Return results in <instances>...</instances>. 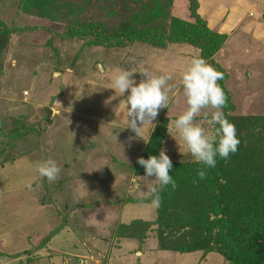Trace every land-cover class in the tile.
Masks as SVG:
<instances>
[{"label":"rangeland","instance_id":"1","mask_svg":"<svg viewBox=\"0 0 264 264\" xmlns=\"http://www.w3.org/2000/svg\"><path fill=\"white\" fill-rule=\"evenodd\" d=\"M25 1L0 0V22L18 30L0 37V240H7L0 256L30 251L43 264L57 257L63 264H229L217 253L160 247L168 231L150 202L154 177H143L136 159L163 148L172 165H196L172 122L186 108L180 73L191 58L203 57L223 74L217 83L226 119L247 127L228 158L235 169L227 173L238 172L229 176L234 201L250 204L251 188L264 189V0H57L59 11L50 17L29 12ZM198 24L219 38L211 57L193 43L126 39L151 30L177 36ZM118 68L172 75L168 108L138 137L147 144L125 128L127 93L110 89ZM44 111L52 115L44 118ZM18 122L32 130L13 132ZM195 123L212 131L200 116ZM48 158L60 167L54 182L35 170ZM183 199L176 191L167 202ZM182 225L174 224L179 235L189 232ZM52 233L64 255L46 253L48 245L36 251ZM67 244L82 249L79 255Z\"/></svg>","mask_w":264,"mask_h":264},{"label":"trees","instance_id":"2","mask_svg":"<svg viewBox=\"0 0 264 264\" xmlns=\"http://www.w3.org/2000/svg\"><path fill=\"white\" fill-rule=\"evenodd\" d=\"M25 2L30 5L29 12L36 11L43 17H50L53 12L59 11L57 0H26ZM25 2H23L24 5ZM0 24L4 29L0 37L5 36L3 37L5 39L18 31L17 28H9L2 22ZM97 27V25L90 26L91 34L99 35ZM126 39L131 41L141 39L144 43L159 45L178 41L193 43L203 49L208 57L218 50L220 43L215 34L199 24L191 26L177 36H166L159 31L151 30L148 35L147 33L142 36L133 34ZM233 125L242 144L243 135L246 134L247 129L245 122L238 120ZM31 130V126L25 122H18L13 132L23 133ZM262 148L264 149L263 144ZM172 166L169 174L175 179L177 186L175 190L168 187L160 191L159 218L164 222L163 225L161 224L162 227L168 231L166 236H163L160 247L183 254L202 252L204 256H207L217 253L229 264H264V191H262L264 189L251 188L250 191L255 193V196L254 198L250 196V204H238L237 202L241 200L234 201L229 186L231 180L227 171L228 169L233 171L235 168L228 159L226 161L217 159L216 166L207 170L204 180L196 177V169L199 167L197 164L193 166L173 164ZM217 167L222 168L216 170ZM235 173L236 177L230 176L231 179L237 178L238 172ZM237 182L242 183L239 180ZM176 191L180 192L186 202H167ZM207 192H210L208 198ZM202 194L207 200L196 202L195 199L200 198ZM175 223L183 224L182 228L189 229V232L179 235V230L174 226ZM147 225L142 226L143 230ZM125 227L128 228V226ZM54 236L55 233H52L44 239L36 251L48 245ZM24 254L28 256V263L35 259L30 251H25Z\"/></svg>","mask_w":264,"mask_h":264},{"label":"clouds","instance_id":"3","mask_svg":"<svg viewBox=\"0 0 264 264\" xmlns=\"http://www.w3.org/2000/svg\"><path fill=\"white\" fill-rule=\"evenodd\" d=\"M134 73L141 76L138 82ZM222 78L223 74L208 64L203 57L191 58L187 67L180 73L179 82L186 108L172 123L184 143L185 151L199 166L196 169V177L199 180L205 179L207 170L216 166L217 159L226 161L230 154H235L240 143L235 126L226 119L222 111L226 96L217 83ZM170 80V73L153 75L146 69L135 72L118 68L112 73L110 89L118 92L120 96L127 93L123 99L127 121L125 128L134 133L136 138L141 136V130L146 126L154 129L159 111L168 108L171 99L169 93L173 88V85L168 83ZM204 109L212 110L211 114L202 111ZM197 116L213 126L211 132H205L195 123ZM138 139L147 144L143 138ZM136 163L144 169L143 177H154L151 181L155 184L149 189V196L151 204L159 207L160 190L168 187L175 190L177 186L175 179L169 174L173 167L172 161L162 148L158 155H148L146 159L137 157ZM35 170L48 182H54L60 173V167L51 158L37 162ZM28 187L31 188V185ZM141 196L143 197V193Z\"/></svg>","mask_w":264,"mask_h":264},{"label":"crops","instance_id":"4","mask_svg":"<svg viewBox=\"0 0 264 264\" xmlns=\"http://www.w3.org/2000/svg\"><path fill=\"white\" fill-rule=\"evenodd\" d=\"M64 233V232H63ZM63 233H61L60 235H58V236H61ZM71 234V233H70ZM69 234V235H70ZM72 235V239H75V238H77V235H73V234H71ZM57 239V238H56ZM78 239V238H77ZM6 240V239H5ZM72 241H76V240H72ZM0 242H1V244H5L6 242H7V240H6V242L5 241H3V240H0ZM51 244L49 245L48 244V249L46 250V253H48L47 251H50V252H52V254H60V255H64L65 254V252L64 251H62V248H60L58 251L56 250L57 249V247L59 246V245H56L57 244V241H55L54 240V244L52 243V241L50 242ZM54 245V246H53ZM67 246H68V248H66V251H72V250H75L74 251V253L73 254H71L72 256H74V254L75 255H79V254H76V253H78L79 251H81V250H79V249H77L76 247H75V249H74V245L73 244H67ZM88 252V251H87ZM8 255H9V257H10V259H7V260H5L4 258H2L1 256H0V264H43V261L40 259L41 257H37V256H35L34 258L36 259V258H38L39 259V261L37 262L36 260H34L33 262H27V258H28V256L27 255H25L24 254V252H22L21 253V251H18V253H7ZM50 261H52V260H50V259H48V261L47 262H45V264H49V263H51ZM64 262H62V260L60 259V257H57V259L53 262V263H51V264H63Z\"/></svg>","mask_w":264,"mask_h":264},{"label":"water","instance_id":"5","mask_svg":"<svg viewBox=\"0 0 264 264\" xmlns=\"http://www.w3.org/2000/svg\"><path fill=\"white\" fill-rule=\"evenodd\" d=\"M99 68H100V70L102 71V67L99 66ZM43 114H44V116H46V117H49V116L52 115V113H51L50 111H44Z\"/></svg>","mask_w":264,"mask_h":264}]
</instances>
